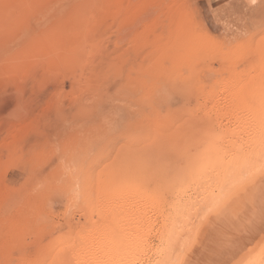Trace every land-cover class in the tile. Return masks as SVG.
<instances>
[{
  "label": "rangeland",
  "instance_id": "obj_1",
  "mask_svg": "<svg viewBox=\"0 0 264 264\" xmlns=\"http://www.w3.org/2000/svg\"><path fill=\"white\" fill-rule=\"evenodd\" d=\"M178 21L209 42L203 87L160 57ZM262 107L264 0H0V264L45 263L122 219L133 186L161 202L212 186L256 143ZM253 169L214 194L170 264H264V217L246 221Z\"/></svg>",
  "mask_w": 264,
  "mask_h": 264
},
{
  "label": "bare ground",
  "instance_id": "obj_2",
  "mask_svg": "<svg viewBox=\"0 0 264 264\" xmlns=\"http://www.w3.org/2000/svg\"><path fill=\"white\" fill-rule=\"evenodd\" d=\"M179 26L180 32L178 33ZM177 28V35L181 33V37L179 40L174 39L172 42H166L160 49V57L167 59L170 68L176 70L174 73L179 72L178 77L185 79L187 83L190 82L189 84H202L200 87H203V81L200 82L202 75L200 78L198 77L202 67H198V61H201L200 52L209 42L200 34L191 33L186 30L187 28L184 30L181 22L178 23ZM237 87L239 86L237 85ZM258 113L256 112L258 117L255 116V119L257 117L256 126L252 124L255 126L252 128L256 129L257 136H253L255 134L253 130L250 136V138L253 136L254 140L257 139L256 143L252 149H248V152L240 154L229 165H226L227 169L225 167L226 170L215 178L212 186L209 187L208 184H205L199 190L195 188L193 193L178 194L176 199L174 197L175 200L166 199L165 202H161L150 190L133 186L128 192V203L122 213L125 214L122 219L120 216L114 217L111 212L106 214L97 224L93 225L89 232L84 231L83 237L72 242V245L66 247L65 243L57 244L56 249H53L54 256H51V249H47L49 259L45 256L44 258H47L48 261L46 259L47 262L44 263L43 260L42 264H136V254H139L137 260L140 261V264H170L180 247L191 238L192 224L197 223V218L202 210L208 209L209 205L214 203V194L220 195L223 191L224 195L227 186L230 187L232 182H236V179L243 178L250 169L254 170L253 168L258 167L260 173H255L258 175V177L256 176L258 178L256 191L253 197L250 196V192L249 195L246 194L254 199L249 205L250 200L249 202L248 199L244 200L245 202L247 200L248 206L251 205L249 212L245 211L248 212L246 221L249 223L252 216L264 217V108L262 107ZM260 205L263 206V209ZM158 218H160V225L153 236L152 230H154L156 219L159 221ZM121 223L125 226H119ZM151 235L154 237L152 241H150ZM228 245L225 249H232L233 246L229 243ZM233 252H235L234 249ZM209 254L203 259L204 262L207 261L206 263L213 261L212 249ZM192 260L193 256H189L184 264H190ZM246 264L262 263L259 259Z\"/></svg>",
  "mask_w": 264,
  "mask_h": 264
}]
</instances>
